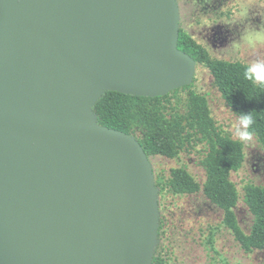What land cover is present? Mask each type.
Masks as SVG:
<instances>
[{
  "label": "water",
  "instance_id": "water-1",
  "mask_svg": "<svg viewBox=\"0 0 264 264\" xmlns=\"http://www.w3.org/2000/svg\"><path fill=\"white\" fill-rule=\"evenodd\" d=\"M0 264H152L151 160L97 124L106 92L192 84L178 0H0Z\"/></svg>",
  "mask_w": 264,
  "mask_h": 264
},
{
  "label": "trees",
  "instance_id": "trees-1",
  "mask_svg": "<svg viewBox=\"0 0 264 264\" xmlns=\"http://www.w3.org/2000/svg\"><path fill=\"white\" fill-rule=\"evenodd\" d=\"M178 47L197 65L210 71L214 86L238 117L253 115L254 137L264 149V89L244 78L246 64L213 59L182 27ZM192 86L156 98L106 92L93 106L92 112L98 125L135 136L150 160L156 157L175 160L182 153H190L198 145H204L202 165L206 180L203 185L184 167L172 169L169 177L154 171L158 197H165L167 193L178 196L202 191L223 211L224 225L245 252L264 251V186L249 184L245 188L244 200L254 217L251 232L246 234L238 224L235 209L239 193L231 180V175L244 165V144L217 126L207 97L192 90ZM162 228L160 220L158 238ZM152 264H165L159 247Z\"/></svg>",
  "mask_w": 264,
  "mask_h": 264
},
{
  "label": "rangeland",
  "instance_id": "rangeland-1",
  "mask_svg": "<svg viewBox=\"0 0 264 264\" xmlns=\"http://www.w3.org/2000/svg\"><path fill=\"white\" fill-rule=\"evenodd\" d=\"M178 4L180 28L201 44L213 59L247 64L258 56H264V47H241L233 54L227 51L242 43V34L247 30L239 16L241 9L248 8L249 17L254 16L255 22L260 23L264 20V16L259 14L260 9L264 10V0H178ZM2 13L0 5V15ZM203 15L206 17L202 18ZM192 85V90L207 97L217 126L240 141L234 135L238 116L214 86L210 71L197 65ZM242 143L245 162L239 171L231 175V180L239 193L235 209L238 224L249 234L254 217L244 200L245 188L249 184L264 186V149L256 137L251 143ZM204 156V145H198L190 153H182L178 159L156 157L151 163L154 171L165 177L170 176L172 169L184 167L203 185L206 180L202 165ZM159 201L163 228L157 247L165 264H264V251L245 252L224 225L223 211L212 204L202 191L178 196L167 193Z\"/></svg>",
  "mask_w": 264,
  "mask_h": 264
},
{
  "label": "clouds",
  "instance_id": "clouds-1",
  "mask_svg": "<svg viewBox=\"0 0 264 264\" xmlns=\"http://www.w3.org/2000/svg\"><path fill=\"white\" fill-rule=\"evenodd\" d=\"M260 9V8H257ZM260 15L264 16V10L260 9ZM239 16L245 24L247 30L242 34V43L232 46V50H227L233 54L238 52L241 47L249 49H258L264 47V20L260 23L255 22V18L249 17L248 8L241 9ZM206 17V16H202ZM244 78L252 82L253 85L264 89V56L249 61L244 67ZM254 119L252 114L241 115L234 125V135L240 141L245 143L253 142L254 132L252 126Z\"/></svg>",
  "mask_w": 264,
  "mask_h": 264
}]
</instances>
